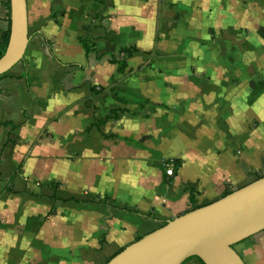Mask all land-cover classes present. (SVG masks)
I'll return each mask as SVG.
<instances>
[{"label": "crops", "instance_id": "obj_1", "mask_svg": "<svg viewBox=\"0 0 264 264\" xmlns=\"http://www.w3.org/2000/svg\"><path fill=\"white\" fill-rule=\"evenodd\" d=\"M26 4L0 77V264H104L264 175V0ZM234 248L264 264V230Z\"/></svg>", "mask_w": 264, "mask_h": 264}, {"label": "water", "instance_id": "obj_2", "mask_svg": "<svg viewBox=\"0 0 264 264\" xmlns=\"http://www.w3.org/2000/svg\"><path fill=\"white\" fill-rule=\"evenodd\" d=\"M9 35L0 75L20 62L28 43L26 0H8ZM264 230V175L167 221L104 264H245L234 245Z\"/></svg>", "mask_w": 264, "mask_h": 264}, {"label": "trees", "instance_id": "obj_3", "mask_svg": "<svg viewBox=\"0 0 264 264\" xmlns=\"http://www.w3.org/2000/svg\"><path fill=\"white\" fill-rule=\"evenodd\" d=\"M7 8H9V4H8V1H7ZM8 35H9V30H8V27L6 28V30H4L1 35H0V56L3 54L4 50H5V47L7 45V41H8ZM79 42L80 44L83 46L85 52H89L90 50V46H88L87 42L85 39H79ZM138 51V48L135 47V46H128V47H124L122 49H120L118 51V53L116 55H111L109 57V62L112 63V64H115L116 65V69H117V72L118 73H121L123 72L125 66H126V60L134 53V52H137ZM5 74V73H4ZM4 74H1V76H3ZM91 92H93V88H91L90 90ZM100 94L97 93L96 96ZM121 113H129V111L125 110V109H120V108H117V109H112L108 112V114L106 115L105 117V121L106 120H109V119H116L118 117L119 114ZM260 176H256V178H259ZM234 188L231 187V186H227L225 189H224V192H223V195H226L228 193H230L231 191H233ZM193 198L191 197L190 198V201H192ZM197 207H191L190 210H193ZM189 210V211H190ZM188 212V211H187ZM165 224V223H164Z\"/></svg>", "mask_w": 264, "mask_h": 264}, {"label": "built area", "instance_id": "obj_4", "mask_svg": "<svg viewBox=\"0 0 264 264\" xmlns=\"http://www.w3.org/2000/svg\"><path fill=\"white\" fill-rule=\"evenodd\" d=\"M172 173H173L172 169H167V170H166V174H167L168 176H171Z\"/></svg>", "mask_w": 264, "mask_h": 264}, {"label": "rangeland", "instance_id": "obj_5", "mask_svg": "<svg viewBox=\"0 0 264 264\" xmlns=\"http://www.w3.org/2000/svg\"><path fill=\"white\" fill-rule=\"evenodd\" d=\"M16 65V64H15Z\"/></svg>", "mask_w": 264, "mask_h": 264}]
</instances>
